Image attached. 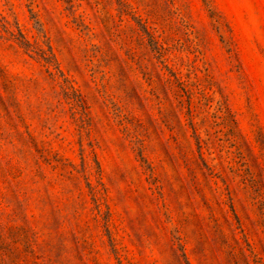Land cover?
I'll return each instance as SVG.
<instances>
[{
  "label": "rangeland",
  "instance_id": "1",
  "mask_svg": "<svg viewBox=\"0 0 264 264\" xmlns=\"http://www.w3.org/2000/svg\"><path fill=\"white\" fill-rule=\"evenodd\" d=\"M0 92V264H264V0H0Z\"/></svg>",
  "mask_w": 264,
  "mask_h": 264
},
{
  "label": "trees",
  "instance_id": "2",
  "mask_svg": "<svg viewBox=\"0 0 264 264\" xmlns=\"http://www.w3.org/2000/svg\"><path fill=\"white\" fill-rule=\"evenodd\" d=\"M27 42V44H30L28 41H26ZM45 59H47V61H48V63H50V64H53L54 62H55V59H54V57L53 56H47V57H44ZM50 74L52 75V77H55V74L54 73H52L51 71H50ZM69 81H68V79H65L64 80V88H70L71 87V85H69V83H68ZM0 96H1V92H0ZM2 97V96H1ZM1 133V132H0ZM9 163V162H8ZM10 166H6L5 167V170H6V174H8V176H10L11 175V173H12V170H11V167L9 168ZM16 174V173H15ZM20 175V173L18 174V176Z\"/></svg>",
  "mask_w": 264,
  "mask_h": 264
}]
</instances>
